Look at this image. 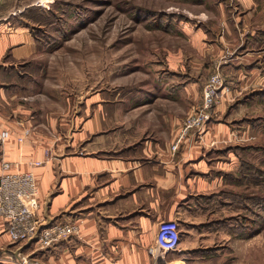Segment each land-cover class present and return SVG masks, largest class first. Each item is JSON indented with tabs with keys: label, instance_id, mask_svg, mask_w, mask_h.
<instances>
[{
	"label": "crops",
	"instance_id": "1",
	"mask_svg": "<svg viewBox=\"0 0 264 264\" xmlns=\"http://www.w3.org/2000/svg\"><path fill=\"white\" fill-rule=\"evenodd\" d=\"M202 38L197 33L199 46ZM40 53L30 23L0 0V134L9 131L0 135V174L5 159L10 170L33 169L42 223L76 227L54 245L40 247L36 238L13 241L0 214V257L10 251L35 252L45 264H227L231 254L224 249L238 242L240 259L246 260L248 237L233 234L222 221L241 216V210L226 206L224 194H214L237 189L231 177L240 156L228 146L229 125L208 123L173 148L187 99L198 98L199 80H157L163 95L129 108L117 100L108 104L101 93L99 110L89 100L78 111L71 96L62 99L53 81L39 75ZM255 75L254 69L240 74L238 89L261 78ZM225 89L215 111L226 108ZM35 159L43 162L33 164ZM164 218H178L179 248L152 253Z\"/></svg>",
	"mask_w": 264,
	"mask_h": 264
},
{
	"label": "rangeland",
	"instance_id": "2",
	"mask_svg": "<svg viewBox=\"0 0 264 264\" xmlns=\"http://www.w3.org/2000/svg\"><path fill=\"white\" fill-rule=\"evenodd\" d=\"M6 3L12 15L30 23L39 38V75L53 81L62 99L71 96L78 111L89 100L92 108L99 110L101 93L107 96L108 104L117 100L129 108L162 96L159 92L165 89L156 90L157 80L195 84L198 79V98L187 99L185 118L202 101L208 77L219 73L222 84L208 123L223 121L232 131L228 146L240 156L239 167L232 172L241 170L243 160L264 166V0ZM197 33L203 37L200 46L195 40ZM253 69L255 78H261L238 89L240 74ZM223 88L224 95H229L228 103L218 112L215 108L222 99ZM180 100L184 102V98ZM102 106L105 109V102ZM231 178L237 189L245 188L235 177ZM247 189L254 188L247 185ZM247 214L252 229L247 235V259H240V246L233 242V249H224L231 254L227 264H264V214ZM32 246L28 251L34 249Z\"/></svg>",
	"mask_w": 264,
	"mask_h": 264
},
{
	"label": "built area",
	"instance_id": "3",
	"mask_svg": "<svg viewBox=\"0 0 264 264\" xmlns=\"http://www.w3.org/2000/svg\"><path fill=\"white\" fill-rule=\"evenodd\" d=\"M222 84L219 73H212L205 82L202 101L195 105L182 121L179 137L173 143V148L179 146L181 138L192 129L202 132L213 114V105ZM26 132L29 129L26 128ZM9 131L3 130L1 137H6ZM23 136H20L22 139ZM49 154V149L46 150ZM43 159H35L33 164L39 165ZM11 162L3 160L0 174V214L7 221V231L13 241H26L36 238L40 247L54 245L58 241L75 232L73 222L42 223L38 216L40 202L38 199V184L33 169L20 171L10 170ZM181 240V230L178 218L161 219L156 235V246L149 247L152 253L177 250ZM3 264H45L32 253L6 252L0 257Z\"/></svg>",
	"mask_w": 264,
	"mask_h": 264
},
{
	"label": "trees",
	"instance_id": "4",
	"mask_svg": "<svg viewBox=\"0 0 264 264\" xmlns=\"http://www.w3.org/2000/svg\"><path fill=\"white\" fill-rule=\"evenodd\" d=\"M240 169L238 173L232 172V176L238 181L235 180L237 183H243L245 186L244 189L231 188L225 189L224 191H217L214 194L217 196L224 194L229 199V201H224L226 206H229L233 210H241V216L238 213L232 214L225 216L222 221L223 223L230 224V229L228 230L233 234L243 233L247 236L249 230H252L250 229L251 225L248 224L247 211L256 215L264 214V193L261 192L264 187V166L243 160ZM247 185L253 186V191H249ZM256 189H260V191ZM222 198L220 197V203L223 201ZM222 221L220 219L216 220V222Z\"/></svg>",
	"mask_w": 264,
	"mask_h": 264
}]
</instances>
